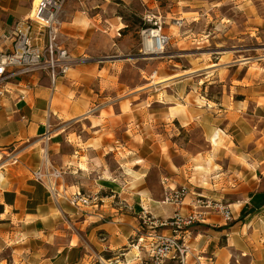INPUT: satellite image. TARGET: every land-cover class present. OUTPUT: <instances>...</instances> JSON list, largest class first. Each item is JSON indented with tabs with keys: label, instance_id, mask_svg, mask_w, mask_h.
Listing matches in <instances>:
<instances>
[{
	"label": "crops",
	"instance_id": "0c3cea01",
	"mask_svg": "<svg viewBox=\"0 0 264 264\" xmlns=\"http://www.w3.org/2000/svg\"><path fill=\"white\" fill-rule=\"evenodd\" d=\"M34 1L0 0V49L11 46L9 35ZM241 7L238 0L231 9ZM116 8L109 15L100 0H68L60 44L79 61L55 86L45 73L7 85L0 264H141L138 257L148 254L133 242L147 226L137 215L186 217L198 198L210 207L198 209L204 220L189 228L187 242L202 263L264 264V63L230 52L201 56L176 62L180 71L155 72L162 83L138 66L146 81L126 86L120 75L141 29L132 32ZM195 131L201 144L192 140ZM45 165L63 174L56 196L32 176ZM182 188V204L164 202ZM77 192L91 198L88 205L70 203ZM220 202L231 221L216 208Z\"/></svg>",
	"mask_w": 264,
	"mask_h": 264
},
{
	"label": "built area",
	"instance_id": "2783aa9c",
	"mask_svg": "<svg viewBox=\"0 0 264 264\" xmlns=\"http://www.w3.org/2000/svg\"><path fill=\"white\" fill-rule=\"evenodd\" d=\"M68 0H35L28 19L19 21L11 35L12 44L7 49H0V110L2 100L9 93L7 85L11 80L26 75L45 73L53 86L60 78H65L69 70L79 61L71 56L68 49L60 44L61 14ZM146 27L140 31V55L145 59L164 57L170 43V36L165 33V21L159 16L145 15ZM176 21V20H175ZM34 25L38 26L35 31ZM176 28L183 23L176 21ZM8 36V37H9ZM6 36H3L5 41ZM103 62L105 59H98ZM62 172L50 165L32 172L33 178L44 185L53 195H57V181ZM186 196L184 188L170 190L164 202L182 204ZM73 206L88 205L90 197L75 193L69 199ZM212 206V205H211ZM216 208L226 221L232 220L228 206L217 203ZM210 204L198 198L196 211L186 217L177 212L170 218L158 221L147 210L137 215V219L147 226V230L136 236L133 246L144 249L147 257L139 256L141 264H204L202 258L195 255L188 245L189 228L204 220V212L198 211ZM158 228H163L158 232Z\"/></svg>",
	"mask_w": 264,
	"mask_h": 264
},
{
	"label": "rangeland",
	"instance_id": "374dc122",
	"mask_svg": "<svg viewBox=\"0 0 264 264\" xmlns=\"http://www.w3.org/2000/svg\"><path fill=\"white\" fill-rule=\"evenodd\" d=\"M100 1L108 5L109 15H113L114 6L117 7V13L131 25L132 32L140 29L144 23V16L150 14L160 16L165 21V33H169L170 36L164 57L145 59L139 52L141 38L134 35L137 44L120 75V82L126 86L141 85L142 81H146L144 76L158 81L161 77L160 74L154 77L155 72L174 66L176 62H185L186 66L201 56L214 60V57L230 52L236 59L253 58L264 63V0H239L242 6L239 10L231 9L238 0ZM206 5L208 9L204 7ZM213 7L220 9L214 12ZM175 20L183 23L182 28L174 26ZM188 36L210 41L201 46H191L190 43L182 42V39ZM133 58L138 60L133 63L131 60ZM138 66H148L144 76ZM193 135V142L201 144L200 134L195 131ZM13 151L14 149H7L6 152L9 153L7 155L11 157Z\"/></svg>",
	"mask_w": 264,
	"mask_h": 264
},
{
	"label": "bare ground",
	"instance_id": "6f19581e",
	"mask_svg": "<svg viewBox=\"0 0 264 264\" xmlns=\"http://www.w3.org/2000/svg\"><path fill=\"white\" fill-rule=\"evenodd\" d=\"M211 67H214V66L212 65ZM169 69H170L171 71H180V68H179L178 66H175V65L169 67ZM155 76H156V73L154 74V77H155ZM164 81H166V80L159 78L158 81H155V82H156V83H162V82H164ZM102 262L105 263L104 260H102Z\"/></svg>",
	"mask_w": 264,
	"mask_h": 264
},
{
	"label": "trees",
	"instance_id": "16d2710c",
	"mask_svg": "<svg viewBox=\"0 0 264 264\" xmlns=\"http://www.w3.org/2000/svg\"><path fill=\"white\" fill-rule=\"evenodd\" d=\"M126 21V20H125ZM147 25H145L144 23L142 24V27L140 28V29H142V28H144V27H146ZM128 28L130 29L131 28V25L129 24L128 25ZM128 28H126L127 30H129ZM131 30V29H130ZM139 30V29H138ZM95 264H99V263H95Z\"/></svg>",
	"mask_w": 264,
	"mask_h": 264
}]
</instances>
